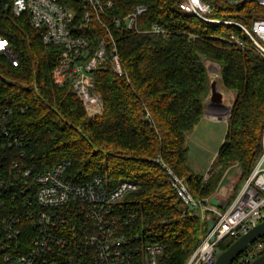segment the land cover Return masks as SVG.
<instances>
[{"label":"trees","instance_id":"trees-1","mask_svg":"<svg viewBox=\"0 0 264 264\" xmlns=\"http://www.w3.org/2000/svg\"><path fill=\"white\" fill-rule=\"evenodd\" d=\"M113 1L110 13L118 17L139 4L147 10L139 18L142 31L110 20L112 36L97 21L78 30L92 35L93 48L106 38L112 49L113 37L126 70L119 75L108 63L95 72V90L104 101L101 114H88L69 81L62 86L54 83L52 73L62 47L43 42L44 30L32 25L29 13L16 16L10 9H0V33L10 39L20 62L15 66L0 53V102L25 106L11 122L14 131L25 136L23 160L33 172L69 160L66 177L75 183L95 176L109 187L135 182L137 188L121 203L125 213H135L124 231L161 244V264H187L208 233L207 220L183 202L164 164L186 177L199 198L211 197L234 164L241 169L237 188L250 176L263 151L264 58L249 42L237 46L220 36L232 31L241 35L239 27L211 25L184 12L181 0ZM206 1L219 11L237 10L235 19L248 25L264 12L253 1L239 5ZM66 2L76 12L75 24H84L86 2ZM153 24L165 29L166 35L148 31ZM202 56L219 63L224 87L235 92L226 134L208 177L190 167L187 145L189 133L203 118L211 89V74ZM235 240L225 238L219 246L225 249ZM239 258L233 264L248 263Z\"/></svg>","mask_w":264,"mask_h":264},{"label":"built area","instance_id":"built-area-1","mask_svg":"<svg viewBox=\"0 0 264 264\" xmlns=\"http://www.w3.org/2000/svg\"><path fill=\"white\" fill-rule=\"evenodd\" d=\"M82 1L86 2V10L84 24L79 27L75 24L76 12L66 0H0V9H10L16 16L29 13L32 25L44 30L43 42L62 47L52 79L59 86L69 81L88 114L95 116L104 109L103 97L95 90V72L107 68L108 63L119 75H124L126 70L113 37L112 49L109 50L106 38H100L93 48L92 35H83L78 30L90 28L97 21L112 36L110 20L118 26L125 23L129 29L142 31L139 18L147 7L139 4L132 12L118 17L110 13L113 0ZM245 1L264 7V0H240V3ZM180 8L211 25L239 27L241 35L232 31L220 36L237 46L249 42L264 58L263 15L248 25L233 18L216 17L217 6L206 0H181ZM148 31L167 33L158 24ZM0 53L13 65L19 64L10 39L2 33ZM24 110L23 105L0 102V264H161V244L147 243L140 235H128L124 231V225L135 218V213H125L121 203L137 184L122 181L109 187L100 176L86 183H75L66 177L69 160L33 172L23 160L25 136L14 131L11 122L16 113ZM262 147L250 176L230 193L222 207L213 205L211 197L198 199L186 177L164 164L183 202L196 209L203 219L213 215L216 221L187 264H215L216 248L225 238L237 239L264 220V129ZM216 192L220 196L223 188ZM262 253L264 238L252 243L239 261L249 263Z\"/></svg>","mask_w":264,"mask_h":264},{"label":"rangeland","instance_id":"rangeland-1","mask_svg":"<svg viewBox=\"0 0 264 264\" xmlns=\"http://www.w3.org/2000/svg\"><path fill=\"white\" fill-rule=\"evenodd\" d=\"M238 14L239 12L237 10L227 8L222 11L218 10V12L215 13V16L235 19ZM260 15L264 16V12L258 14V16ZM211 62L216 63L220 68L219 63L214 61ZM207 65L210 66L208 63ZM210 74H211V80L213 79L218 80L221 91H223V93L228 97L226 98L224 103L227 106H230L235 99V92L232 90H228L224 87L221 81V75L217 74L216 71L210 70ZM206 102H211L210 93L206 99ZM211 109H213V107H211ZM222 109H223L222 107L217 108L216 112H213L212 114H218L217 116L226 119L227 112L224 113ZM211 111L212 110L209 109V113L203 115V118L201 119L199 124L195 127V129L192 132L189 133L187 137V145L189 148L188 163L196 173L203 175L205 177L209 173L212 163L216 158V155L223 143L226 134V123L224 121H217L211 119L208 116L209 114L212 115ZM236 174H237V169L235 168H230L229 170H227L222 180V183L220 184V188ZM197 198L201 199L199 197ZM227 239H230V237Z\"/></svg>","mask_w":264,"mask_h":264},{"label":"water","instance_id":"water-1","mask_svg":"<svg viewBox=\"0 0 264 264\" xmlns=\"http://www.w3.org/2000/svg\"><path fill=\"white\" fill-rule=\"evenodd\" d=\"M233 5H239L240 0H228ZM202 60L206 62V64L209 62V60L202 56ZM208 66V65H207ZM209 71H213V69L208 66ZM217 74L221 75V68ZM8 83H12V80L4 78ZM211 102L206 105L204 114L209 113L210 107L213 108H220L221 106H225L224 100H223V91H221L219 87V83L217 79L211 80ZM233 103L228 106L227 109V119L230 116L231 109H232ZM218 115V114H216ZM210 202L218 207H222L224 205L225 200L220 198L219 194L215 192L211 198ZM215 218L213 215H210L207 219V225H208V232H211L215 226ZM264 238V220L253 226L249 229L248 232L242 234L239 236L229 247L222 249L220 246H217L216 248V261L215 264H233L235 260L239 258V256L255 241ZM211 240H215L214 234L211 236ZM247 264H264V253L260 254L253 260H251Z\"/></svg>","mask_w":264,"mask_h":264},{"label":"crops","instance_id":"crops-1","mask_svg":"<svg viewBox=\"0 0 264 264\" xmlns=\"http://www.w3.org/2000/svg\"><path fill=\"white\" fill-rule=\"evenodd\" d=\"M210 98H211V94H210ZM208 103H210V102H205V105H207ZM225 106H226V104H225ZM205 108H206V106H205ZM216 107L215 108H213V109H211V107H210V110H212L211 111V114L213 113V112H216ZM221 110V109H220ZM220 115V114H219ZM211 119H214V120H217V121H224L225 123H226V130H227V118L226 119H224V118H222V117H214L213 116V114L212 115H208ZM230 168H235V169H237V174L235 175V176H233L226 184H224L220 189H222L223 188V192H222V194H220V198H222V199H224L225 200V202H227L228 201V197L230 196V193L231 192H233V190H236V187H237V183H238V181H239V179H240V175H241V169H240V167L239 166H237V165H233V166H231ZM229 168V169H230ZM228 169V170H229ZM230 182V183H229ZM225 186V187H224ZM227 190V191H226Z\"/></svg>","mask_w":264,"mask_h":264},{"label":"bare ground","instance_id":"bare-ground-1","mask_svg":"<svg viewBox=\"0 0 264 264\" xmlns=\"http://www.w3.org/2000/svg\"><path fill=\"white\" fill-rule=\"evenodd\" d=\"M208 64H209L210 67L213 69V71L219 72L220 68H219V66H218L216 63H213V62L209 61ZM226 98H228V97L224 94V95H223V100H224V102H225ZM221 107L223 108L222 111H223L224 113H226V112H227V109H228V106L226 105V107H224V106H221ZM213 116H214V117H219V116H217L216 114H213ZM229 183H230V182H229ZM226 185H227V184H226ZM224 187H225V186H224ZM226 191H227V190H226Z\"/></svg>","mask_w":264,"mask_h":264}]
</instances>
